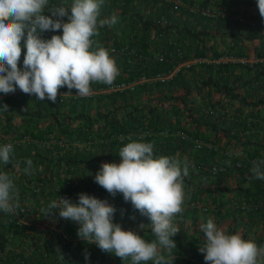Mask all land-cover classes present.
Wrapping results in <instances>:
<instances>
[{
  "label": "trees",
  "instance_id": "1",
  "mask_svg": "<svg viewBox=\"0 0 264 264\" xmlns=\"http://www.w3.org/2000/svg\"><path fill=\"white\" fill-rule=\"evenodd\" d=\"M202 1L209 10L215 9L219 3L218 0ZM238 3L245 5L242 14H245L251 23H210V25L202 24L197 29H181L164 15L167 5L162 3L159 13L164 19L161 22L159 18L154 19L151 15L142 17L133 13L134 20L139 21L140 24L136 27L130 26L129 30L133 31V34L125 38L119 37L118 41L113 37L111 42H107L111 36L109 29L104 27L99 29V36L94 39L102 46L110 44L117 50L110 53L120 72L114 83L135 81L142 75L146 80L135 82L132 88L112 91L103 90L108 86L107 84L94 82L91 85L92 94L86 97L77 96L75 89H72L73 94H63L68 91L65 86L59 90L62 95L58 94L56 100L65 104V108L61 111L52 109L41 112L40 106L43 102L45 104L48 102L50 105L53 102L47 99L40 101L34 95L21 91L3 94L0 97V105L7 104L9 111L0 109V116H5L4 122L0 124V146L6 141L26 135L36 137L43 134L42 137L46 138L49 133L52 135L56 133V137L60 140H77L84 145L89 142L94 144L96 141V151L93 155L90 156L87 152L83 158L78 157L74 163H79L111 158L118 160L116 157L120 148L129 142L138 141L152 143L156 156L166 155L181 160L187 158L194 163L201 160L204 165L215 163L222 165L224 171L222 173L226 172L228 175L232 171L231 168L234 169L232 162L236 158L230 153L231 149H244L250 144H255L260 148L257 155L263 157L264 141L262 134L259 138L254 137L256 128L253 122L264 118V23H258L264 19L259 14L257 1L232 0L231 2V4ZM226 10L230 9L226 8ZM219 16L214 14L206 17L208 20L214 18L215 21H219ZM209 28H212L214 33L209 32ZM177 34L182 38L186 37L184 43L176 40L173 35ZM224 35L232 41L227 44V48L219 46L225 40ZM245 39L255 44L253 57L256 60L250 64L197 60L174 69L179 61L192 57H214L222 52L243 55L245 51L243 46H236L235 41ZM175 48L181 51L180 56L175 55ZM25 51L26 49L22 48L20 67H23ZM158 53L161 54L160 58L157 57ZM235 68L246 73L240 83L231 82L230 76H227ZM218 70L220 73H225V77L215 76ZM14 111L17 115L14 114L13 117ZM249 117H255L256 120L252 121L248 119ZM176 130L184 131L186 137L180 138L175 134ZM129 133L127 140L116 138ZM194 139L209 142L213 144L214 149L198 146L193 142ZM188 149L193 151L190 152ZM31 160L35 165L42 163L37 156ZM204 169L197 165L189 166V175L184 177L185 192L196 188L191 181L192 176L197 175L200 179L209 178V173ZM39 172L42 173L41 167L38 169ZM40 178L41 176H34L29 181L37 185ZM206 187L204 190H209L208 197L211 196L214 201L215 198L211 194L213 187ZM66 190L64 192L63 189L59 196L68 193ZM94 190L93 187L89 188L86 194L92 195ZM102 191L101 187L100 193ZM255 191L263 193L262 203H264V185L257 184ZM243 194L246 202L251 200L252 197H249V194L247 196L246 191ZM188 198V201L194 199ZM258 210L257 216L261 219L252 216L254 219L249 223L250 226L254 221L264 220V210ZM240 212L244 210L240 209ZM255 212L258 213L246 212L248 218L250 219ZM8 216L10 221L7 222L13 225L19 222L12 215L8 214ZM113 221L128 229L126 222ZM56 226L60 230L44 229L38 234L28 233L25 238L27 244L32 240L31 250L28 252L27 244L22 245L20 250L10 251L8 259H15L21 264H36L44 260L55 264L59 261V257L62 264H131L130 258L124 262L114 254L101 251L95 243L89 244L81 239L80 241L74 239L78 237L76 233L79 225L62 221ZM178 228L180 231L173 237L176 248L171 250L170 255L165 253L168 256L166 258L173 259L171 264H207L199 261L204 258L199 251L200 245L205 241L204 233L197 231L186 236L181 225ZM233 230L234 227L229 230V234H232ZM44 233L47 236L42 235ZM139 233L146 240L155 239L151 231L144 233L139 231ZM248 233L249 231L243 230L242 238L253 240L258 246H264V231L256 236ZM38 237L42 238V243H37ZM12 240L11 237L1 234L0 248L7 242H15ZM85 251L90 254L88 261L84 258ZM193 259L197 262H193ZM4 261L7 259H2V262ZM260 261L264 264V257H261ZM141 264H154V261L141 262Z\"/></svg>",
  "mask_w": 264,
  "mask_h": 264
},
{
  "label": "clouds",
  "instance_id": "2",
  "mask_svg": "<svg viewBox=\"0 0 264 264\" xmlns=\"http://www.w3.org/2000/svg\"><path fill=\"white\" fill-rule=\"evenodd\" d=\"M104 0H72L70 6L56 5L50 0H0V93H14L17 88L36 99L56 102L63 94L86 97L92 94V83L112 85L119 68L109 49L94 37L99 29L114 26L118 14L101 18ZM259 14L264 19V0H257ZM46 13H50L46 14ZM67 17V20L64 19ZM49 39L41 33L51 31ZM22 48L23 67L19 66ZM9 111L7 104L0 105ZM152 143L132 141L119 149L120 162H103L94 181L113 197L120 193L126 202L149 219L154 240H146L138 230L124 229L113 221L115 208L107 200L80 193L77 203L60 197L42 207L43 216L54 215L79 224L77 236L89 244L95 243L106 253L114 254L131 264L154 261L171 264L165 253L176 248L173 239L180 229L174 217L183 212L184 177L189 175L187 158L181 160L166 155L156 156ZM13 146H0V164L12 162ZM30 174L32 160L24 161ZM264 160L254 162L252 178L264 180ZM13 177L0 171V211L14 213L19 207ZM134 219V217H133ZM145 224L138 228L144 230ZM205 241L199 251L207 264H261L264 246L243 239L239 233L227 234L209 218L201 225ZM85 251V261L89 260Z\"/></svg>",
  "mask_w": 264,
  "mask_h": 264
},
{
  "label": "crops",
  "instance_id": "3",
  "mask_svg": "<svg viewBox=\"0 0 264 264\" xmlns=\"http://www.w3.org/2000/svg\"><path fill=\"white\" fill-rule=\"evenodd\" d=\"M218 1L219 3L217 4L215 11V9L209 10L202 0H177V2L175 3H169L162 0H104V4L101 7V18L110 16L113 13L118 14L119 17V22L116 25L111 27H104L106 29H109V32L111 33V36L109 37L110 40H108L107 42H111V39L113 37H115V39L118 41L119 37L125 38L133 34V31L131 32L129 30L130 26L136 27L140 24L139 21L134 20L133 13L140 14L142 15V17L146 15H151L154 19L156 17L159 18L161 22V20L164 19V17L161 16V14L159 13L161 8L160 4L162 3L167 5V8H165L164 10V15L169 18L168 20L171 23L176 24L177 28L181 29H197L202 24L210 25V23H251V20L247 18L245 14H242L245 8V5L243 3L231 4L232 0ZM50 3L56 5L64 4L66 6H70L72 0H50ZM226 8H229L230 10L227 11ZM206 9L208 10V12L205 11ZM46 14L50 15V13ZM214 14L220 15V18L218 19L219 21H215L214 18H210L209 20L207 19L208 17L206 16H212ZM64 19L67 20V17H64ZM252 23L257 22L252 21ZM258 23H264V20H260L258 21ZM220 29L225 30V28ZM61 31L62 29L58 32ZM212 31L214 33V30L212 28H209V32ZM51 34H53V32L46 31L41 33L40 35L43 39H49L51 37ZM172 34H174V32ZM178 35L179 34L173 36L177 38L176 40H181L184 43L186 37L184 36L182 38V36ZM223 37H225V40L222 41L219 46L222 48H227V44L229 42L232 43V41H230L229 38H226L227 36L225 35ZM235 45L243 46L245 50L243 55L226 54L225 52H222L214 57H192L187 60H189V62L204 60L206 62L212 61V63H216V61H232L241 62L244 64H250L256 60V58L253 57L255 44L252 43L250 40L245 39L242 41H235ZM217 75L220 76V78L225 77V73H220L219 70L218 73L215 74V76ZM212 76L214 77V74H212ZM227 76H230L229 80L231 82L240 83L241 81H243L244 77L246 76V73H243L239 69L235 68L231 70ZM40 107H42L40 108L41 112H43L44 110L48 112L52 109L61 111L65 108V104L63 102H55L50 105L48 104V102L47 104L43 102ZM14 114L17 115L15 111L13 112V117ZM4 119V115L0 116V124L4 122ZM238 119L239 118H237V120ZM248 119H252V121L256 120L255 117H249ZM253 124H255L256 128L254 131V137L259 138V136L262 134V141H264V118L258 120L257 122H253ZM55 134L56 133H53L52 135L49 133L48 137L46 138L44 136L42 137L43 134L38 135L36 137L26 135V139L22 141L21 138L15 139L13 141H6L13 146L14 155L12 158V162L8 165L0 164V171L8 172L13 177V182L16 186V189L18 190L17 201L19 206H23L24 211L20 215L19 222L17 223L18 225H13L7 222L9 220V213H4L3 211H0V235L3 234L6 237H11V240L12 237H14L12 241H15L13 243L11 241L10 243L7 242L3 247L0 248V264H21L18 263L15 259H8V254L10 253V251L13 252L20 250L22 245L27 244L25 236L28 235V233L38 234L44 229L60 230V228L56 225L58 222L62 221L67 222L69 224L79 225L75 221L60 218L58 215V210H56V213L54 215L45 217L40 212V209L42 207L47 206L51 201L55 200L56 197L61 195L63 189L64 192L65 189H67L66 192L68 193H65L61 197L64 196V198H68L71 202L77 203L79 199V194L86 193L89 188H92L93 185L96 183L94 181V176L103 162H120V157L118 155V157H116V159L118 160L111 158L101 159L99 161L87 160L79 163H74L78 157L83 158L87 152L90 154V156H92L93 153L96 151V141H94V144L89 142L84 145L82 142H78L77 140H60L58 137H56ZM128 136H130V133L125 134V136H117L116 138H123V140H127L129 138ZM19 141L20 144L18 143ZM258 148L259 147L255 144H250L248 147L242 150L247 151L250 156H256L257 153L260 152V148ZM188 150L190 152L193 151L192 149ZM231 151L232 149L230 150V152ZM36 156L41 160L42 163H37L39 165H35L33 162L31 173H25L23 171V169L26 167L24 161L27 159H32ZM69 158H72V160H69ZM253 164L254 162H252V165L249 164V167H252ZM243 165L244 164L242 163V166ZM39 167L42 168V173H38ZM34 176H41L39 184L37 185L34 184L32 181H29V179L34 178ZM192 181L193 184L196 185V188L185 192V201L183 207L187 205L188 197H194L200 201H203L204 203L206 201H211L212 197H208L209 190H204V188L208 185H206V183L201 179L197 182H195L193 179ZM211 194H213V192H211ZM216 195L217 194L213 195L214 198ZM98 198L102 200H107L110 204L114 206L115 213L113 216V220L119 221L120 223L126 222V226L128 229L138 230L142 233L151 231V226L148 225L150 224L149 219L145 216H142L135 209H129L127 207L129 203L123 199L122 194L117 193L113 197L105 189H103L102 193L99 194ZM221 199H223L222 196H220V200ZM219 214L225 215L221 212ZM196 218V214L194 212L189 211V213L186 212L177 214L174 217V220L179 219V222H182L183 219L185 220V231L187 230L185 235L189 236L190 234L195 233L197 231H202L201 224L196 223ZM200 219L202 218L200 217ZM131 220H136L138 226L141 223L145 224V229L140 230L138 226L130 227ZM218 220H221V218H219ZM226 229L228 230L226 233L229 234V230L231 228L226 227ZM241 232L242 231H238L240 235ZM42 235L47 236V234L45 233ZM76 238V240L80 241L78 237ZM37 241V243H40L42 241V238L38 237ZM27 247L29 248V252L33 247L32 240L29 241ZM4 258H6L7 261L2 262V259ZM58 259L59 261H56V263L62 264L61 258L59 257ZM44 262L46 261L44 260Z\"/></svg>",
  "mask_w": 264,
  "mask_h": 264
},
{
  "label": "rangeland",
  "instance_id": "4",
  "mask_svg": "<svg viewBox=\"0 0 264 264\" xmlns=\"http://www.w3.org/2000/svg\"><path fill=\"white\" fill-rule=\"evenodd\" d=\"M25 139L26 136L21 137V141ZM18 143L20 144V141ZM241 162L244 165L240 167H234V169L231 168L232 171L229 172V175L226 172L222 173L224 172L222 170H218L215 173L207 171V173H209V178H202L201 180L204 181L206 185L209 186V188L213 187V195L217 194L214 199L215 202L211 200L204 203L203 201L195 199L194 197V199L188 201L189 198H187L188 203L183 207L182 213H189V211L194 212L197 217L195 219L196 223L201 225L206 223L207 220L211 218L213 219L216 226L225 232L228 231L226 227H234L232 234L243 230L249 231L248 234H252L253 236L262 233L264 231V220L254 221L253 224L251 223V226L249 223L252 222V219H254L252 216L257 217L258 220L261 219L260 216L257 215L259 214L258 209H260V211L264 210V203H262L263 193L255 191V188L257 184L264 185V180L252 178V173L250 171L252 167H249V164L252 165V162H249L248 160H241ZM192 179L195 182L200 180L197 175L192 176L191 181ZM100 188L101 186L95 183L93 185V189L95 190L92 192V195L98 198L100 194ZM245 191L247 196L249 194V197H252L251 200H248L247 202L243 199V196H245L243 192ZM220 196H222L223 199L220 200ZM128 203L129 205L127 207L129 209H134L131 203ZM240 209H243L244 212H240ZM249 211H257L258 213L255 212L249 219L248 214L246 213ZM220 212L225 215L219 216ZM200 217L202 219H200ZM219 218H221V220H218ZM184 221L185 220L183 219L182 222H179V219H176L174 220V223L177 227L181 225L184 233L186 234L187 230L185 231ZM130 225V227L138 226L136 220H131ZM74 239L77 238L74 237ZM192 261L197 262L195 259ZM199 261L207 263L204 258L200 259Z\"/></svg>",
  "mask_w": 264,
  "mask_h": 264
},
{
  "label": "built area",
  "instance_id": "5",
  "mask_svg": "<svg viewBox=\"0 0 264 264\" xmlns=\"http://www.w3.org/2000/svg\"><path fill=\"white\" fill-rule=\"evenodd\" d=\"M162 1H165V2H169V3H175L177 2V0H162ZM205 11L208 12V10L206 9ZM53 34H62V31L61 32H57V33H53ZM51 34V36L53 35ZM103 47L109 49V53H114L116 52V48L112 45H109V44H106V45H103ZM175 55L176 56H180L181 55V51L178 49V48H175ZM157 57L160 58L161 57V54L158 53L157 54ZM189 63V60L187 59H184V60H181L179 61L175 66H174V69H176L178 66L180 65H187ZM146 77H144L143 75L138 77L135 81H143L145 80ZM135 81H130V82H118V83H114L112 85H108L106 88H104L103 90H106V91H112V90H116V89H123V88H132ZM17 91H20L18 88L15 92ZM14 92V93H15ZM11 94V93H10ZM3 95V93H0V97ZM175 134H177L180 138H185L186 137V133L182 130H176L175 131ZM193 142L198 145V146H205L207 147L208 149L209 148H212L214 149V146L213 144L209 143V142H205L201 139H194ZM4 144H10L9 142H6ZM233 156H235L236 158L233 160L232 162V166L233 167H240L242 166V162L241 160H245L247 159L249 162H256V161H259V160H264V156L263 157H260V156H250L247 151L245 150H242V149H232V151L230 152ZM188 163H189V166H193V165H197V166H201L203 168H205L207 171L211 172V173H215L217 172L218 170H222L223 169V166L222 165H218V164H203V162L201 160H198V161H195V163L190 160V159H187ZM61 196H58L55 198V200H59ZM24 211V208L23 206H19L14 213H9L10 215H12V217L16 220L20 218V215L21 213ZM36 264H47V263H44V262H38Z\"/></svg>",
  "mask_w": 264,
  "mask_h": 264
}]
</instances>
